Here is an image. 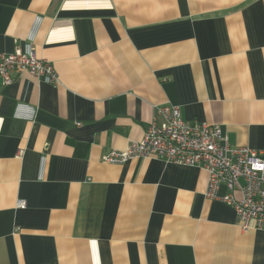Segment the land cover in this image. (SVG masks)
<instances>
[{"label":"crops","instance_id":"1","mask_svg":"<svg viewBox=\"0 0 264 264\" xmlns=\"http://www.w3.org/2000/svg\"><path fill=\"white\" fill-rule=\"evenodd\" d=\"M29 46L60 84L0 79V264H264L205 170L102 160L166 105L264 153V0H0Z\"/></svg>","mask_w":264,"mask_h":264},{"label":"built area","instance_id":"2","mask_svg":"<svg viewBox=\"0 0 264 264\" xmlns=\"http://www.w3.org/2000/svg\"><path fill=\"white\" fill-rule=\"evenodd\" d=\"M14 73H27L52 86L60 84L53 65L38 58L31 46L0 56L2 83L12 84ZM142 158L205 170L209 176L206 198L231 206L243 231L264 230V153L232 146L219 126L185 120L179 107H157L141 141L113 150L102 160L123 165ZM222 186L227 189L225 196L219 195ZM25 207V202L18 203V208Z\"/></svg>","mask_w":264,"mask_h":264}]
</instances>
